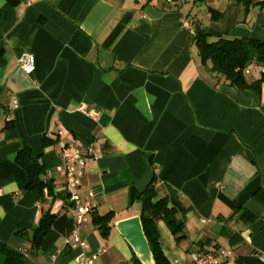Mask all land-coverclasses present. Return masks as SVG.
Wrapping results in <instances>:
<instances>
[{"label": "crops", "instance_id": "crops-1", "mask_svg": "<svg viewBox=\"0 0 264 264\" xmlns=\"http://www.w3.org/2000/svg\"><path fill=\"white\" fill-rule=\"evenodd\" d=\"M196 31L264 41V9L244 12L231 0H0V102L9 111L0 110V243L27 251L15 232L34 227L41 211L57 214L23 264H73L84 252L66 239L75 210L58 171L60 143L75 142L92 148L78 191L90 196L79 235L93 264L132 262L113 225L101 238L91 214L139 215L137 196L154 175L169 204L183 207L184 237L156 222L170 264L203 250L230 251L220 264H264V86L255 104L216 81L200 63ZM24 53L35 57L31 74L19 65ZM10 118L14 127L2 130ZM43 135L56 141L43 147ZM23 139L63 199L25 190L13 160Z\"/></svg>", "mask_w": 264, "mask_h": 264}, {"label": "trees", "instance_id": "trees-1", "mask_svg": "<svg viewBox=\"0 0 264 264\" xmlns=\"http://www.w3.org/2000/svg\"><path fill=\"white\" fill-rule=\"evenodd\" d=\"M172 1L175 2L176 0ZM231 1L240 5L244 12L253 5H259L264 9V0ZM208 11L212 20H219L222 16L221 11L211 7L208 8ZM192 41L196 47L201 65L216 81H222L235 88L238 92L250 95L253 102L259 104L264 86V72H260L259 76L251 81L246 79L245 73L251 65L264 67V41L247 36L211 35L204 31H196ZM1 93L2 88H0V96ZM0 110L6 115L9 113L1 102ZM12 127H14V121L10 118L6 120L2 130ZM55 141L52 137L42 136L43 147H47ZM13 160L26 173V191L37 190L42 195L45 191L47 196L55 197L58 195L62 199L65 197L61 193L55 194L53 192V179L43 162L42 154L34 153L27 139L22 140L21 146L15 153ZM136 201L140 206L139 216L155 264H170L161 246L156 222L161 220L177 240L184 237L186 235L184 222L179 217L183 207L169 204L164 184L157 180L155 175L138 194ZM56 215L50 209L44 212L41 211L34 227L15 232V235L19 238L30 243V248L27 251L11 250L3 243H0V251L5 255L0 264H23L28 257L38 255L41 244ZM245 215H247V212L243 210L239 216ZM115 220L112 210L103 214H91L92 225L101 238L104 239L108 237ZM131 264H140L134 254Z\"/></svg>", "mask_w": 264, "mask_h": 264}, {"label": "built area", "instance_id": "built-area-1", "mask_svg": "<svg viewBox=\"0 0 264 264\" xmlns=\"http://www.w3.org/2000/svg\"><path fill=\"white\" fill-rule=\"evenodd\" d=\"M172 1V0H167ZM191 20L185 17L182 20L183 26H189ZM19 65L26 74H31L35 68V57L30 53L22 54L19 59ZM252 68L259 72H264V67L252 65ZM13 98L9 104V108L15 106ZM61 158V166L58 171L63 177V191H65L68 200L72 203L75 210L74 225L67 234V242L71 247H79L84 252L75 257L73 264H93L95 254L86 252L88 249L87 242L79 235L80 227L86 220V215L91 211L90 196L88 194H79L80 180L84 172L85 160L88 154H92L91 147H84L80 142L73 144L60 143L59 150ZM230 251L221 250L212 252L208 250L193 251L190 254L189 264H220L221 260L228 258Z\"/></svg>", "mask_w": 264, "mask_h": 264}, {"label": "water", "instance_id": "water-1", "mask_svg": "<svg viewBox=\"0 0 264 264\" xmlns=\"http://www.w3.org/2000/svg\"><path fill=\"white\" fill-rule=\"evenodd\" d=\"M113 227L129 245L140 264H155L139 215L118 219L113 222Z\"/></svg>", "mask_w": 264, "mask_h": 264}, {"label": "rangeland", "instance_id": "rangeland-1", "mask_svg": "<svg viewBox=\"0 0 264 264\" xmlns=\"http://www.w3.org/2000/svg\"><path fill=\"white\" fill-rule=\"evenodd\" d=\"M198 3L200 4V1H198ZM188 9H190V7ZM258 75H259V72H257V71H250L249 68L247 69V71L245 73V76H246V78L248 80H251V79H253L254 77H256ZM122 214L126 215L128 213L127 212H123ZM130 263H131V261L128 264H130Z\"/></svg>", "mask_w": 264, "mask_h": 264}]
</instances>
